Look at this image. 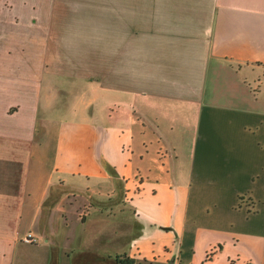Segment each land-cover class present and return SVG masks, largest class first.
<instances>
[{
  "label": "crops",
  "instance_id": "crops-1",
  "mask_svg": "<svg viewBox=\"0 0 264 264\" xmlns=\"http://www.w3.org/2000/svg\"><path fill=\"white\" fill-rule=\"evenodd\" d=\"M54 8L150 17L70 24L69 53L51 62L44 44L38 76H14L0 40V117L22 120L0 125V264H264V119L250 117L264 115V0ZM51 73L80 119L29 90Z\"/></svg>",
  "mask_w": 264,
  "mask_h": 264
},
{
  "label": "rangeland",
  "instance_id": "rangeland-1",
  "mask_svg": "<svg viewBox=\"0 0 264 264\" xmlns=\"http://www.w3.org/2000/svg\"><path fill=\"white\" fill-rule=\"evenodd\" d=\"M70 0H12L7 2L8 8H10L12 12H9L8 10L5 13H1V15L4 17L3 23H7L3 25V30L2 34L0 36V40L2 37H4L8 34V43L9 46H12V52L11 55H13V72L14 76L20 77L23 75H35L38 76L42 70L39 68L40 67V60L37 61V58L39 56H42L43 51H44V44L46 45L45 48H47V51L50 50L51 56H53V60L56 62L57 58L60 57L59 54H61V51L65 52L66 54L69 53L70 49L67 47L72 44L71 41L66 42V39L70 37L71 30H70V24H75L79 23L80 21H94V24H99L102 23V18L104 22H126V23H131L137 21L136 19H141L143 21V18L146 17V19L150 16L148 14L144 15H110L108 16L107 13L103 14L102 10L100 9H95L92 11V15L90 14H70V13H65L61 12L60 9H57V12L55 11L56 9L54 6H58L59 3L61 2H68ZM81 1V0H78ZM90 1V0H87ZM97 1V0H94ZM0 6H6L5 0H0ZM54 8V9H53ZM94 11H96V14H94ZM0 15V16H1ZM13 15V17H12ZM12 17V19H11ZM6 18V19H5ZM140 21V22H141ZM1 22V19H0ZM67 27V30H65V34L67 37L62 35L61 28L65 25ZM7 29V31H6ZM50 41V46L47 45ZM71 42V43H70ZM10 46V47H11ZM72 46V45H71ZM2 52V51H0ZM55 67V64H52ZM51 69V68H50ZM50 69H48V72H51ZM54 74H46L45 78L43 79V82L39 84H35V88H30L29 90L32 89L34 94H36L37 91V86H40V90L43 93V98L47 99L48 95H51L52 98L58 99L53 100L54 104L55 102L58 103V107L55 108L54 113L62 115L64 118H69V119H75V118H81L78 117L80 114L79 112H74V110H71L73 102H70L69 99L74 96H69V99L67 100V96L63 100L61 98L59 100V95L61 94V91H59L57 88L52 87V83L55 79ZM37 77L33 78L36 79ZM40 79H36V81H39ZM21 85V84H20ZM28 87L26 86H19V92L24 96V98L27 99V90ZM55 89V90H54ZM51 91V92H50ZM29 92L28 98L32 99L34 94ZM44 94L46 96H44ZM260 99L264 98V90L262 95H259ZM73 101V100H72ZM52 102V103H53ZM28 110V109H27ZM59 110V111H58ZM58 111V112H57ZM236 113V112H235ZM77 114V116H75ZM236 114L241 115V112H237ZM236 114L231 115L234 118ZM261 115H258L259 117L256 116H251V118H254L257 121H260L261 119H264V115L260 113ZM26 115V114H25ZM62 116H57L60 119L63 118ZM55 121H57L59 118L53 117ZM63 118V119H64ZM258 118V119H257ZM6 118L0 117V125L3 124V126L7 125H16L17 123L21 122V116L18 118H7L8 120L4 123ZM227 119V118H224ZM1 127V126H0ZM41 130V126H39V131ZM218 134V133H215ZM53 139L49 138L48 139V147L47 150H51V146L53 144ZM224 160V159H222ZM48 164V161H47ZM47 168H49L48 165H46ZM49 170V169H47ZM62 207V206H61ZM64 208L62 207L61 210ZM206 209L210 211H214L215 208L213 206H209ZM71 210V207L69 208ZM71 213V216L74 215L73 211L69 212ZM211 224V223H209ZM74 229H75V234L79 236V234L82 232L83 225H80V223H74ZM32 246V245H29ZM35 246V245H34ZM186 248V245L183 244V249ZM35 250V256L34 258H38L39 251L37 249ZM38 252V254H36ZM212 254V253H211ZM185 254H183L184 256ZM33 256V255H32ZM69 256L63 255V262H66L69 260ZM71 262L72 259H74L73 262H78L81 259L86 258V254L81 253L77 251L75 254H73L71 257ZM89 259V258H88ZM94 259V256H93ZM95 261V260H94ZM144 262V261H143ZM18 264H23L22 262L18 261ZM36 264V263H35ZM153 264H165L161 262H153Z\"/></svg>",
  "mask_w": 264,
  "mask_h": 264
},
{
  "label": "built area",
  "instance_id": "built-area-1",
  "mask_svg": "<svg viewBox=\"0 0 264 264\" xmlns=\"http://www.w3.org/2000/svg\"><path fill=\"white\" fill-rule=\"evenodd\" d=\"M36 239L33 236L32 233H28L25 237H24V241L25 242H34Z\"/></svg>",
  "mask_w": 264,
  "mask_h": 264
},
{
  "label": "trees",
  "instance_id": "trees-1",
  "mask_svg": "<svg viewBox=\"0 0 264 264\" xmlns=\"http://www.w3.org/2000/svg\"><path fill=\"white\" fill-rule=\"evenodd\" d=\"M125 262H127V261H125Z\"/></svg>",
  "mask_w": 264,
  "mask_h": 264
}]
</instances>
